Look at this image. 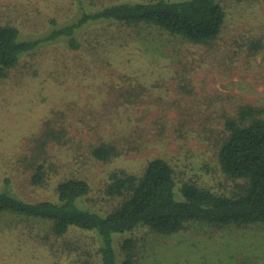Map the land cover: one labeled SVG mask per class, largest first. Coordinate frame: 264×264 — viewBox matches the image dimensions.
<instances>
[{"label":"rangeland","instance_id":"374dc122","mask_svg":"<svg viewBox=\"0 0 264 264\" xmlns=\"http://www.w3.org/2000/svg\"><path fill=\"white\" fill-rule=\"evenodd\" d=\"M219 2L226 19L210 43L102 20L74 31L78 48L59 36L22 54L0 78V189L8 178L9 189L26 199H55L58 180L80 176L91 185L85 204L105 212L119 202L104 192L114 168L135 172L163 156L177 167L179 184L192 179L231 192L235 181L219 168L216 138L226 117H237L247 105L264 117V0ZM80 11L75 0H0V21L17 25L26 38L48 35ZM46 123L66 130V137L46 147L57 168L35 185L22 156ZM100 140L127 149L98 160L90 149ZM29 224L37 230L48 223L0 215V264H98L94 231L72 227L50 238L53 250L33 238ZM126 237L137 242L136 264H264V224L193 222L173 234L137 228L114 235L119 259Z\"/></svg>","mask_w":264,"mask_h":264},{"label":"trees","instance_id":"16d2710c","mask_svg":"<svg viewBox=\"0 0 264 264\" xmlns=\"http://www.w3.org/2000/svg\"><path fill=\"white\" fill-rule=\"evenodd\" d=\"M75 1L81 8L77 17L54 26L43 37H23L17 25L0 21V78L6 77L20 56L40 42L66 36L70 47H80L82 43L74 31L89 22L155 26L195 43H210L220 35L226 19L225 7L219 0H124L94 9L83 5L93 0ZM258 114L257 107L247 105L237 117L227 116L224 129L216 138L219 168L226 178L235 181L229 193L192 179L179 184L177 167L163 156H154L138 171L116 167L110 172L104 192L118 197L119 202L108 211L85 204L91 185L84 177L61 178L56 184V198L41 200H29L13 192L8 187L10 180L5 178L6 188L0 189V215L46 221L44 229L25 226H29L35 240L53 250L54 241L50 238L63 236L72 227L94 231L98 264H136L134 237L122 240L123 256L119 259L114 235L137 228L173 234L193 222L217 226L264 224V117ZM45 126L35 138L31 152L22 156L28 158L30 180L35 185H41L57 168L46 147L51 141L60 142L66 137L63 128L54 129L49 123ZM125 149L115 142L100 140L90 153L98 160L110 161Z\"/></svg>","mask_w":264,"mask_h":264}]
</instances>
